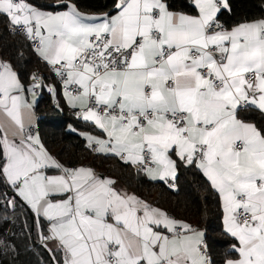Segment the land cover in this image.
<instances>
[{"label":"snow or ice","instance_id":"snow-or-ice-1","mask_svg":"<svg viewBox=\"0 0 264 264\" xmlns=\"http://www.w3.org/2000/svg\"><path fill=\"white\" fill-rule=\"evenodd\" d=\"M52 7L0 0V17L92 126L79 133L86 149L175 192L182 168L199 171L231 242L218 262L206 228L89 165L61 162L35 125L44 89L63 112L57 87L39 67L22 79L23 50L0 56V182L10 190L0 219L27 205L38 227L46 221L38 236L54 264H264V123L242 115L264 116V16L225 27L229 0H113L99 14L73 0Z\"/></svg>","mask_w":264,"mask_h":264},{"label":"trees","instance_id":"trees-1","mask_svg":"<svg viewBox=\"0 0 264 264\" xmlns=\"http://www.w3.org/2000/svg\"><path fill=\"white\" fill-rule=\"evenodd\" d=\"M44 10H55L52 5L55 0H32ZM81 11L99 14L111 8L113 0H73ZM177 5H184L187 0H173ZM232 11H223L220 15L226 27L244 22L253 18L264 16V0H229ZM23 50L24 56L14 60L19 67L23 80L27 81L28 74L39 67L49 83L58 86L57 99L60 101L63 112L55 108L53 96L42 90L36 106L38 115L37 129L42 141L49 150L57 155L61 162L70 165H89L96 172L102 173L118 181L128 192L156 203V206L168 210L173 215L189 220L194 224L207 229L209 244L212 249L213 259L220 261L225 250L231 242L223 234L221 225V207L217 194L210 189L206 178L197 170L181 169L178 179L179 192L172 191L161 181H150L142 173L138 174L132 167L124 165L118 158H106L91 153L85 147V138L79 133L92 131V126L75 117L66 105L62 93L59 92L60 84L55 76L43 64H38L30 47L24 43L23 36L12 35L8 31L7 22L0 17V56L13 58ZM249 121L258 125L264 123V116L256 110H249L246 114ZM71 124L78 131L73 132L68 128ZM10 191L0 182V192ZM5 213L0 209V216ZM8 219H0V239L10 245L5 249L0 246V264H54L50 254L41 244L38 236L36 218L27 205L13 212L7 211ZM40 228H45L46 223L41 220ZM61 257L57 254V260Z\"/></svg>","mask_w":264,"mask_h":264},{"label":"crops","instance_id":"crops-1","mask_svg":"<svg viewBox=\"0 0 264 264\" xmlns=\"http://www.w3.org/2000/svg\"><path fill=\"white\" fill-rule=\"evenodd\" d=\"M89 14H95V13H89ZM54 84V83H53ZM56 87H57V90H58V86L56 85ZM39 98H40V95H39V93H38V95H37V103H38V101H39ZM37 103H36V105H35V114H36V121H35V125H36V128H37V123H38V115H37V112H36V106H37ZM71 110V109H70ZM72 112H74V110H71ZM84 132H86V131H84ZM94 134H96V133H94ZM102 174V173H101ZM104 175V174H103ZM104 176H106V175H104ZM117 185H118V187H120V188H123V186L117 181ZM124 189V188H123ZM41 220H43L42 218H41ZM44 221V220H43ZM44 223H46V221H44ZM40 227H41V225H39V227L37 226V229H38V231H39V229H40ZM51 246V245H50Z\"/></svg>","mask_w":264,"mask_h":264},{"label":"built area","instance_id":"built-area-1","mask_svg":"<svg viewBox=\"0 0 264 264\" xmlns=\"http://www.w3.org/2000/svg\"><path fill=\"white\" fill-rule=\"evenodd\" d=\"M221 21V23H223L224 25H225V23L222 21V20H220ZM225 27H226V25H225ZM51 73V72H50ZM52 74V73H51ZM54 75V74H53ZM55 76V75H54ZM55 79L57 80V82H58V78L57 77H55ZM59 83V82H58ZM42 94V91H40L39 92V95H41ZM41 244H42V242H41Z\"/></svg>","mask_w":264,"mask_h":264}]
</instances>
